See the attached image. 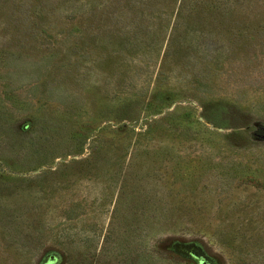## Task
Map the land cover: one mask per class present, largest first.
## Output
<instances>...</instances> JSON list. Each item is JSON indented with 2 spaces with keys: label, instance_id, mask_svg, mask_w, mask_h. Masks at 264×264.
<instances>
[{
  "label": "rangeland",
  "instance_id": "374dc122",
  "mask_svg": "<svg viewBox=\"0 0 264 264\" xmlns=\"http://www.w3.org/2000/svg\"><path fill=\"white\" fill-rule=\"evenodd\" d=\"M0 264H264V0H0Z\"/></svg>",
  "mask_w": 264,
  "mask_h": 264
}]
</instances>
